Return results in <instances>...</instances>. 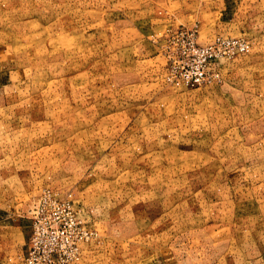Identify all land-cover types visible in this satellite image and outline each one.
I'll return each mask as SVG.
<instances>
[{
  "label": "rangeland",
  "instance_id": "374dc122",
  "mask_svg": "<svg viewBox=\"0 0 264 264\" xmlns=\"http://www.w3.org/2000/svg\"><path fill=\"white\" fill-rule=\"evenodd\" d=\"M192 33L249 46L176 82ZM47 189L74 264H264V0H0V264Z\"/></svg>",
  "mask_w": 264,
  "mask_h": 264
},
{
  "label": "built area",
  "instance_id": "2783aa9c",
  "mask_svg": "<svg viewBox=\"0 0 264 264\" xmlns=\"http://www.w3.org/2000/svg\"><path fill=\"white\" fill-rule=\"evenodd\" d=\"M186 38L188 33L185 32ZM189 48L180 52L182 59L170 74L176 82L200 84L208 76L209 61L240 50L248 43L240 38L218 37L208 45L198 46L194 33L189 37ZM31 234L22 264H74L80 259L82 246L90 238V231L79 216L70 198H61L51 190L38 196L30 210Z\"/></svg>",
  "mask_w": 264,
  "mask_h": 264
}]
</instances>
